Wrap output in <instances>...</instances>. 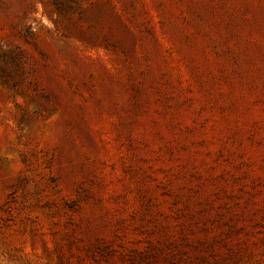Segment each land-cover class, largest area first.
<instances>
[{
    "label": "rangeland",
    "instance_id": "1",
    "mask_svg": "<svg viewBox=\"0 0 264 264\" xmlns=\"http://www.w3.org/2000/svg\"><path fill=\"white\" fill-rule=\"evenodd\" d=\"M0 264H264V0H0Z\"/></svg>",
    "mask_w": 264,
    "mask_h": 264
}]
</instances>
